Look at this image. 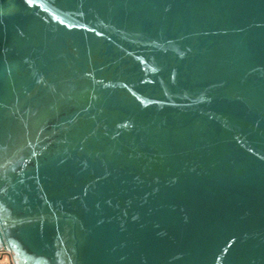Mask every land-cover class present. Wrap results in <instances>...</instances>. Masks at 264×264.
Here are the masks:
<instances>
[{"label": "water", "instance_id": "obj_1", "mask_svg": "<svg viewBox=\"0 0 264 264\" xmlns=\"http://www.w3.org/2000/svg\"><path fill=\"white\" fill-rule=\"evenodd\" d=\"M0 246L264 264V0H0Z\"/></svg>", "mask_w": 264, "mask_h": 264}, {"label": "rangeland", "instance_id": "obj_2", "mask_svg": "<svg viewBox=\"0 0 264 264\" xmlns=\"http://www.w3.org/2000/svg\"><path fill=\"white\" fill-rule=\"evenodd\" d=\"M0 264H27L22 261L20 255L12 251H3L0 246Z\"/></svg>", "mask_w": 264, "mask_h": 264}]
</instances>
